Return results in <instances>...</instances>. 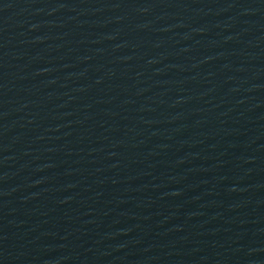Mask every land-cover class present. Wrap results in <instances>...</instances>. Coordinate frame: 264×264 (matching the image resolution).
Here are the masks:
<instances>
[{
    "label": "water",
    "instance_id": "95a60500",
    "mask_svg": "<svg viewBox=\"0 0 264 264\" xmlns=\"http://www.w3.org/2000/svg\"><path fill=\"white\" fill-rule=\"evenodd\" d=\"M0 264H264V0H0Z\"/></svg>",
    "mask_w": 264,
    "mask_h": 264
}]
</instances>
